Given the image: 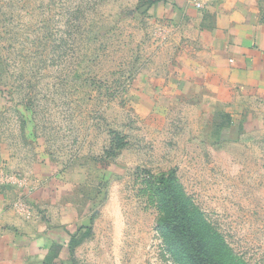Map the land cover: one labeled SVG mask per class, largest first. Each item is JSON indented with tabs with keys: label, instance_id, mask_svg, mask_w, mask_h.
<instances>
[{
	"label": "rangeland",
	"instance_id": "rangeland-1",
	"mask_svg": "<svg viewBox=\"0 0 264 264\" xmlns=\"http://www.w3.org/2000/svg\"><path fill=\"white\" fill-rule=\"evenodd\" d=\"M159 1L0 0L5 176L56 164L87 224L67 264H196L158 226L171 172L217 262L264 264V116L249 106L236 126L205 90L174 85L185 31ZM113 132L128 140L116 153Z\"/></svg>",
	"mask_w": 264,
	"mask_h": 264
},
{
	"label": "crops",
	"instance_id": "crops-1",
	"mask_svg": "<svg viewBox=\"0 0 264 264\" xmlns=\"http://www.w3.org/2000/svg\"><path fill=\"white\" fill-rule=\"evenodd\" d=\"M155 10L185 31L174 85L205 90L236 126L249 106L264 116V0H160ZM7 163L0 141V264H50L51 253L53 264H67L79 246L71 237L87 224L56 164L40 157L31 177L18 178L5 176Z\"/></svg>",
	"mask_w": 264,
	"mask_h": 264
},
{
	"label": "trees",
	"instance_id": "trees-1",
	"mask_svg": "<svg viewBox=\"0 0 264 264\" xmlns=\"http://www.w3.org/2000/svg\"><path fill=\"white\" fill-rule=\"evenodd\" d=\"M115 135L112 140V148L114 153L121 150L128 145L125 135H121L119 132H113ZM175 172L169 174V178L163 180L164 192L170 203V214L158 221V226L163 231H173L180 234V240L183 244V248L186 254L196 261V264H221L217 262L215 258L209 252L207 243L202 234L194 230L193 219L182 201L175 194V184L173 177ZM82 229V228H81ZM81 231L77 236L71 237V245L75 247L81 243ZM53 255L47 261L53 264Z\"/></svg>",
	"mask_w": 264,
	"mask_h": 264
},
{
	"label": "built area",
	"instance_id": "built-area-1",
	"mask_svg": "<svg viewBox=\"0 0 264 264\" xmlns=\"http://www.w3.org/2000/svg\"><path fill=\"white\" fill-rule=\"evenodd\" d=\"M196 5L198 6V7H201L202 6V4L200 3V2H196ZM25 209H27V208H25ZM28 210V209H27Z\"/></svg>",
	"mask_w": 264,
	"mask_h": 264
}]
</instances>
